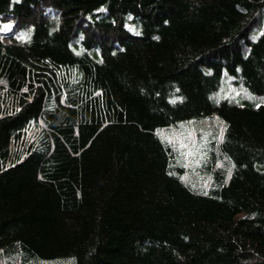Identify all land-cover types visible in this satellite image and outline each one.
<instances>
[{"label":"trees","instance_id":"16d2710c","mask_svg":"<svg viewBox=\"0 0 264 264\" xmlns=\"http://www.w3.org/2000/svg\"><path fill=\"white\" fill-rule=\"evenodd\" d=\"M0 24V264H264V0H0ZM213 118L193 173L160 131Z\"/></svg>","mask_w":264,"mask_h":264},{"label":"rangeland","instance_id":"374dc122","mask_svg":"<svg viewBox=\"0 0 264 264\" xmlns=\"http://www.w3.org/2000/svg\"><path fill=\"white\" fill-rule=\"evenodd\" d=\"M0 31L5 33L8 29L4 28V25L0 24ZM221 123L218 118L210 120L195 121L190 120L188 122L179 124L176 127H172L166 130L160 131L162 137L171 141L179 150L182 157L186 161L188 168L195 173V165L199 166V149L205 136L213 133L214 135L221 136ZM33 135L32 131L28 133V136ZM195 157V160H194ZM190 172V173H192ZM194 184L200 186L203 185L201 179H195ZM53 264H66L64 262H56Z\"/></svg>","mask_w":264,"mask_h":264},{"label":"snow or ice","instance_id":"6c2138e0","mask_svg":"<svg viewBox=\"0 0 264 264\" xmlns=\"http://www.w3.org/2000/svg\"><path fill=\"white\" fill-rule=\"evenodd\" d=\"M10 27H11L10 25H4L5 29L10 28Z\"/></svg>","mask_w":264,"mask_h":264}]
</instances>
